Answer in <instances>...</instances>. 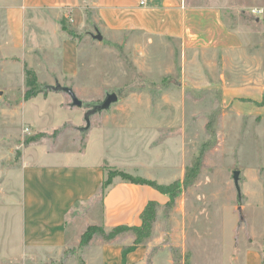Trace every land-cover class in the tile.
<instances>
[{
  "label": "rangeland",
  "instance_id": "obj_1",
  "mask_svg": "<svg viewBox=\"0 0 264 264\" xmlns=\"http://www.w3.org/2000/svg\"><path fill=\"white\" fill-rule=\"evenodd\" d=\"M185 3L218 9L240 49L187 50L178 39L109 30L86 3L74 8L81 13L76 26L65 10L27 11L22 0H0V178L26 149L81 150L90 134L101 135L120 149L116 158L135 169L133 177L177 184L173 201L158 193L152 225L174 264H242L248 248L264 264V0ZM66 36L75 44L70 66L62 54ZM57 85L82 103L111 93L118 102L91 115L86 128V109L72 107ZM26 91L34 96L26 100ZM133 158L140 167L130 166ZM128 235L134 236L124 232L113 240ZM1 236L0 246L12 250L0 247V264H44L15 253L17 239ZM103 242L97 235L95 245Z\"/></svg>",
  "mask_w": 264,
  "mask_h": 264
},
{
  "label": "crops",
  "instance_id": "obj_2",
  "mask_svg": "<svg viewBox=\"0 0 264 264\" xmlns=\"http://www.w3.org/2000/svg\"><path fill=\"white\" fill-rule=\"evenodd\" d=\"M22 1L27 11L38 7L65 10V17L71 18L76 26L80 25L81 13L74 8L86 3L94 8L95 21L109 30L134 28L148 35L178 39L187 50L235 51L242 44L236 32L226 28L218 9L187 5L185 0H155L147 8H140L138 0ZM66 37L63 42L68 44L62 48V54L63 59L68 56L70 66L75 44ZM36 146L26 149L18 164L5 173L3 180L0 178V182L4 181L0 185L1 237L14 242L17 239L15 253L37 256L44 264L60 260L67 264H121L122 250L133 244L134 236L95 245V235L86 246L80 247L82 233L88 226L100 227L105 232L117 226L138 227L142 210L150 201L158 203L160 194L148 186L114 178L102 195L99 208L89 217V209L94 208L106 178L105 168L116 167L136 176L135 169L126 168L116 158L120 149L107 143L101 135L97 138L90 134L81 150ZM128 163L131 167L141 166L139 159L133 158ZM160 240L152 231L148 240L126 254L124 264H157L162 258L165 264H174L166 249L158 247ZM4 245L12 250L7 243L0 247ZM72 247L74 252H68ZM239 260L242 264L263 261L262 255L253 248L246 249Z\"/></svg>",
  "mask_w": 264,
  "mask_h": 264
},
{
  "label": "trees",
  "instance_id": "obj_3",
  "mask_svg": "<svg viewBox=\"0 0 264 264\" xmlns=\"http://www.w3.org/2000/svg\"><path fill=\"white\" fill-rule=\"evenodd\" d=\"M33 96L34 95L31 94L29 91H26L24 98L27 100ZM195 166L190 169V172L188 173V175H186V179H190V177L193 176V174L195 173L194 171ZM114 178H120V180H122L123 182L130 183L133 185L148 186L165 196L171 195L172 196L171 201H173L176 196L172 191L174 189H178L177 184L163 187L156 184L153 181L146 180L140 177H133L132 175L122 171L107 170L106 178L101 185L100 195H104L105 190L112 184ZM156 209H157L156 202H152V201L148 202L140 214L141 224L138 227L117 226L112 228L110 231L105 232L100 227L88 226L80 237L79 246L80 247L86 246L95 235H100L105 242H109L112 241L119 234H122L124 232H132V234L134 235L133 244L122 250L121 264H124V259L126 254L132 252L134 249H136L140 244L144 243V241H146L150 237L152 232V225L154 224L156 219ZM80 264L82 263L80 262Z\"/></svg>",
  "mask_w": 264,
  "mask_h": 264
},
{
  "label": "water",
  "instance_id": "obj_4",
  "mask_svg": "<svg viewBox=\"0 0 264 264\" xmlns=\"http://www.w3.org/2000/svg\"><path fill=\"white\" fill-rule=\"evenodd\" d=\"M95 39L100 41L101 36L96 35ZM54 89L58 92H62L64 94L68 95V97L71 100V106L72 107L86 109V113L84 115L86 128H88V126H89L88 118L91 115L98 114V113H101L104 111H108L111 105L118 102V97L116 96V94L111 93V94H106L105 98L101 102L82 103L80 100H78L76 98L72 89L67 88V87H60L59 85H57ZM233 183H234L235 188L238 190V172L237 171L233 172Z\"/></svg>",
  "mask_w": 264,
  "mask_h": 264
},
{
  "label": "built area",
  "instance_id": "obj_5",
  "mask_svg": "<svg viewBox=\"0 0 264 264\" xmlns=\"http://www.w3.org/2000/svg\"><path fill=\"white\" fill-rule=\"evenodd\" d=\"M155 0H138V6L140 8H147L151 3H153ZM70 12H68V16L70 17ZM69 21L72 23L71 18H69ZM28 130H26L25 132H27ZM28 133V132H27Z\"/></svg>",
  "mask_w": 264,
  "mask_h": 264
}]
</instances>
